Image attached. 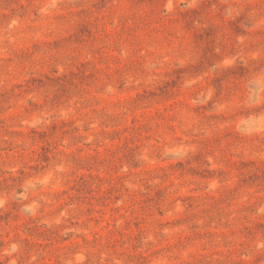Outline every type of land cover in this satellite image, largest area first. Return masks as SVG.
I'll use <instances>...</instances> for the list:
<instances>
[{
	"label": "rangeland",
	"instance_id": "rangeland-1",
	"mask_svg": "<svg viewBox=\"0 0 264 264\" xmlns=\"http://www.w3.org/2000/svg\"><path fill=\"white\" fill-rule=\"evenodd\" d=\"M0 264H264V0H0Z\"/></svg>",
	"mask_w": 264,
	"mask_h": 264
}]
</instances>
